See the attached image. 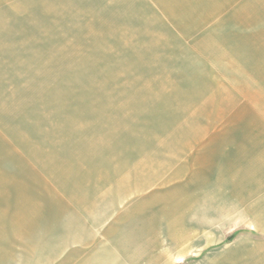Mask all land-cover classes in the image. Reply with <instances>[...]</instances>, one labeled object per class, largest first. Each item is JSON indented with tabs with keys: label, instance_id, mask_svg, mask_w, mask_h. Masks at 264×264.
<instances>
[{
	"label": "rangeland",
	"instance_id": "1",
	"mask_svg": "<svg viewBox=\"0 0 264 264\" xmlns=\"http://www.w3.org/2000/svg\"><path fill=\"white\" fill-rule=\"evenodd\" d=\"M258 218L264 0H0V264H224Z\"/></svg>",
	"mask_w": 264,
	"mask_h": 264
},
{
	"label": "crops",
	"instance_id": "2",
	"mask_svg": "<svg viewBox=\"0 0 264 264\" xmlns=\"http://www.w3.org/2000/svg\"><path fill=\"white\" fill-rule=\"evenodd\" d=\"M179 170H180V168L178 169V172H179ZM175 175H176V173H174L172 176H170V178L167 175V176L164 177L163 181L164 182L167 181V180L171 181L170 179H173L175 177ZM163 181L159 180L158 184L160 182H163ZM172 191H170L168 193L164 192V193H162V196L157 194V193L150 194V196H149L150 198L154 196L159 201V204H157V205H153V206L152 205H150V206L147 205L148 201L151 200L150 198L142 201L145 204L143 209L144 210H146V209L149 210L148 213L152 217H155L157 213L158 214H162V216H167V218H168L167 226H168L169 230L174 229L176 224H178V222H179L178 216L180 214L179 213L177 214V212H179L180 208L183 207V205H181V203H179V202L176 203V201H175L176 198H175V195L172 194ZM89 196H91V195L88 194L85 197L86 199L85 200L83 199V202H87L88 201V203H89V206H87L88 210L91 209V211H96L97 207H93V209H92L91 205L94 206V204H99L102 201L99 200L98 198L97 199L90 198ZM91 199H93V200H91ZM99 206H100V210L101 211H102V208H103V210H108L109 209V207H108L109 203H105L104 202L103 205L100 204ZM138 206H140V204ZM105 207L108 208V209H105ZM138 209H139V207L136 208L135 210H138ZM142 217H143L142 214H139L138 216H136L137 219H142ZM136 218H135V220L137 221ZM257 223H258V226H261V227L264 226V220L263 219H259L258 218ZM140 224L135 222L136 228L141 227V226H138ZM143 230H144V228H143ZM130 240H131V238H130ZM237 250H243L242 253L238 257H237V255L239 254V252ZM222 261H224V260H220V261L216 262L215 264H221ZM223 263L224 264H264V247L262 249H260L257 246L253 247L252 249H249L247 247H240V248L236 249V251L233 252L231 254V256L229 258H227L225 260V262H223Z\"/></svg>",
	"mask_w": 264,
	"mask_h": 264
},
{
	"label": "bare ground",
	"instance_id": "3",
	"mask_svg": "<svg viewBox=\"0 0 264 264\" xmlns=\"http://www.w3.org/2000/svg\"><path fill=\"white\" fill-rule=\"evenodd\" d=\"M153 147V146H152ZM143 166V165H142ZM146 167V166H145ZM147 169H152L153 168V166H152V168L151 167H149V166H147L146 167ZM157 169V168H156ZM138 170V169H137ZM153 171V170H152ZM152 171H149V172H152ZM147 172H148V170H147ZM147 172H145V173H147ZM153 174V173H152ZM152 174H150V176L148 177V179H150V180H152V179H155V177L156 176H153V175H155L156 174V172L152 175ZM147 175V174H146ZM129 177V176H128ZM131 178V177H130Z\"/></svg>",
	"mask_w": 264,
	"mask_h": 264
}]
</instances>
